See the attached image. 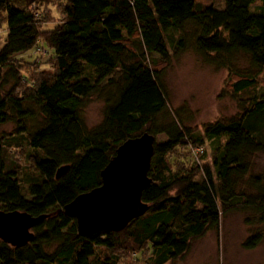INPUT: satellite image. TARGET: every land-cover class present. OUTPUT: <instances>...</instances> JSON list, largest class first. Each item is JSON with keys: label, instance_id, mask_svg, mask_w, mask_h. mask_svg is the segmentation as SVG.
<instances>
[{"label": "trees", "instance_id": "1", "mask_svg": "<svg viewBox=\"0 0 264 264\" xmlns=\"http://www.w3.org/2000/svg\"><path fill=\"white\" fill-rule=\"evenodd\" d=\"M42 1L0 0L7 26L0 49V210L45 217L25 246L0 240V264H124L129 258L138 264L144 255L147 264H174L194 241L219 232L230 214L243 215L251 230L242 246H259L264 170L255 172V159L264 155V0H221L223 8L199 0H56L45 6L54 11L51 23L34 9ZM41 50L49 71L42 69ZM188 50L229 75L237 104L234 114L203 124L202 135L172 107L164 79L170 57ZM30 52L35 58L21 56ZM94 101L102 114L90 127L84 116ZM144 133L155 138L141 198L148 211L120 232L79 235L64 207L99 187L119 147ZM159 136L166 141L158 143ZM205 141L212 166L176 161L175 153L194 150L201 162ZM16 149L27 153L25 171L11 157ZM62 167L68 169L56 178Z\"/></svg>", "mask_w": 264, "mask_h": 264}, {"label": "rangeland", "instance_id": "2", "mask_svg": "<svg viewBox=\"0 0 264 264\" xmlns=\"http://www.w3.org/2000/svg\"><path fill=\"white\" fill-rule=\"evenodd\" d=\"M206 5L214 4L217 8L223 2L221 0H199ZM45 3V4H44ZM57 3L56 0H43L35 11L42 22L54 21V11H46L45 6ZM52 19V20H51ZM51 23V22H50ZM49 27V24L41 26ZM53 28L50 27V29ZM7 33L6 23L0 21V49L4 44ZM41 54L42 69L49 71V66L44 65L49 56L44 51ZM169 52V51H168ZM24 59L31 60L33 52L21 54ZM39 65H37L38 67ZM27 68L31 69L29 66ZM36 69V68H34ZM165 84L169 93L170 103L174 109H182V117L186 124L190 125L198 135H202L203 124L213 122L221 117H228L235 113L236 102L230 90L229 75L222 70L205 64L192 50H188L179 56H171L165 68ZM102 114V104L98 101L90 103L85 111V122L88 126L96 125ZM10 131V127L3 128ZM166 141L164 136L157 137V142ZM205 157L201 162L195 155L194 150L175 153L176 161L191 163V160L199 166H212L211 146L205 141ZM27 153L22 149L12 150L11 157L20 171L28 169L29 162L25 156ZM191 158V159H190ZM255 172L264 170V155L255 159ZM179 166V164H178ZM243 215L230 214L222 221L219 232H208L202 238L194 241L189 252L174 264H264V238L259 246L254 249H245L242 244L251 234L249 227L243 222ZM264 235V226H258ZM253 234V233H252ZM147 255L142 256L138 264L146 263ZM131 258L126 259L124 264H131Z\"/></svg>", "mask_w": 264, "mask_h": 264}, {"label": "water", "instance_id": "3", "mask_svg": "<svg viewBox=\"0 0 264 264\" xmlns=\"http://www.w3.org/2000/svg\"><path fill=\"white\" fill-rule=\"evenodd\" d=\"M154 142L155 138L147 133L124 142L101 172V185L77 196L64 207L65 215L76 220L79 235L87 237L100 231L120 232L148 211L141 198L150 184L148 172ZM67 169L60 168L56 178L63 176ZM44 218L0 210V240L21 248L33 240L31 230Z\"/></svg>", "mask_w": 264, "mask_h": 264}, {"label": "built area", "instance_id": "4", "mask_svg": "<svg viewBox=\"0 0 264 264\" xmlns=\"http://www.w3.org/2000/svg\"><path fill=\"white\" fill-rule=\"evenodd\" d=\"M199 153H200V151H199L198 153H195V151H194V154H195V155H197V154H199Z\"/></svg>", "mask_w": 264, "mask_h": 264}]
</instances>
